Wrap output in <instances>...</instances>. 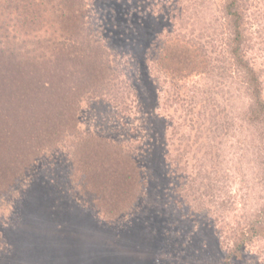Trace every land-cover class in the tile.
Instances as JSON below:
<instances>
[{"label":"rangeland","instance_id":"1","mask_svg":"<svg viewBox=\"0 0 264 264\" xmlns=\"http://www.w3.org/2000/svg\"><path fill=\"white\" fill-rule=\"evenodd\" d=\"M243 1L247 58L264 97V0ZM223 6L83 0L119 71L112 95L81 102L78 130L127 149L144 185L129 213L107 220L71 181L72 137L47 142L25 163L7 143L0 148V264H227L257 220L260 235L231 263L264 264V127L249 120L245 80L210 68L179 75L170 59L178 47L194 46L217 67L229 38Z\"/></svg>","mask_w":264,"mask_h":264},{"label":"trees","instance_id":"2","mask_svg":"<svg viewBox=\"0 0 264 264\" xmlns=\"http://www.w3.org/2000/svg\"><path fill=\"white\" fill-rule=\"evenodd\" d=\"M4 1L8 6L2 9L0 4V148L8 143L13 156L25 163L26 154H37L47 142L72 137L71 181L77 194L107 220L126 215L144 185L138 163L123 146L78 130L81 102L112 95L119 71L86 19L83 0H38L39 10L32 0ZM223 14L229 38L226 52H217L214 59L217 67H212L208 51L194 46L178 47L170 59L178 63L179 75L209 68L223 75L230 70L231 75L242 74L253 101L249 120L264 127L263 84L247 58L244 1L224 0ZM40 32L43 38L35 36ZM8 161L17 163L14 158ZM259 222L250 225L249 236L239 238L227 264L239 258L246 241L260 235Z\"/></svg>","mask_w":264,"mask_h":264}]
</instances>
